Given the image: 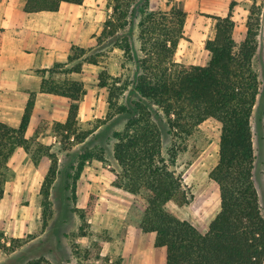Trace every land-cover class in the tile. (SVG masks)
<instances>
[{"label": "trees", "instance_id": "trees-1", "mask_svg": "<svg viewBox=\"0 0 264 264\" xmlns=\"http://www.w3.org/2000/svg\"><path fill=\"white\" fill-rule=\"evenodd\" d=\"M82 1L26 0L24 11H55L61 2ZM235 5L236 1L231 0L225 16L209 15L214 21V33L204 43L210 54L205 65L183 64L174 59L186 18L182 7L151 10L146 0H109L110 12L95 37V52L71 47L65 62L38 70V92L56 95L68 103L65 121L54 122L53 131L57 136L67 132L65 137L72 136L83 143L89 132H77L74 122L86 89L83 82L68 75L78 73L82 63L99 65L104 48L122 51V75H112L105 69L97 74V85L107 92V119L124 120L123 129L111 134L113 158L120 169L112 184L144 200L139 227L144 233H154L153 245L165 249V264L264 262V201L259 198L253 178L250 124L258 94L252 57L261 23L264 32V16L255 1L248 5L245 37L236 48L232 18ZM134 18L138 19L137 52L124 35ZM71 62L75 63L71 68H62ZM34 99L32 91L17 127L0 119V199L10 176L9 160L14 151L21 147L31 154V144L36 141L26 136ZM205 120L219 131L217 161L208 174L218 187L219 208L207 230L200 232L179 218L168 203L180 207L190 202L192 195L171 165L181 143ZM166 140L171 144L168 157L162 153ZM103 152V147L96 148V152L84 147L74 163L64 169L58 168L54 160L40 187L44 218L50 189L59 173L68 190L79 179L84 162L90 158L102 160Z\"/></svg>", "mask_w": 264, "mask_h": 264}, {"label": "rangeland", "instance_id": "rangeland-1", "mask_svg": "<svg viewBox=\"0 0 264 264\" xmlns=\"http://www.w3.org/2000/svg\"><path fill=\"white\" fill-rule=\"evenodd\" d=\"M146 1L151 10H168L172 5L185 10L184 40L177 49V58L196 55L204 61L208 52L204 43L214 33V21L209 15H217L211 13V10L215 9V12L225 16L231 0H221L218 3H212L213 0H204L203 3L201 0H187V7L186 0ZM235 1L236 5L232 10L235 22L233 36L238 48L246 33L248 5L253 1L260 5L263 18L264 0ZM108 2L109 0H86L92 9L101 5L100 10L96 9L98 17L87 21L93 27L95 25L96 29L94 28L89 41H84L82 36L80 44L71 47L96 51L95 37L110 12L106 7ZM137 22L138 19L134 18L124 34L132 42L136 52L139 45L136 40ZM101 52L104 55L99 65L82 63L78 73L68 75L83 82L86 89V94L79 101L74 122L77 132H89L83 143H78L72 136L65 137L67 132L57 136L53 131L54 122L66 119L68 103L65 99L53 94L44 95L37 107L33 108L26 136L36 141L31 144V154L21 147L14 151L9 160L10 176L0 199V249L3 253L0 264H137L138 261L143 262L144 257L146 259L150 256L152 264H161V261L165 264L164 249L153 248L149 244L152 235L143 234L138 229L145 206L144 200L112 184L115 173L120 169L113 158L111 134L114 130L123 129L124 120L121 118L113 122L107 119V92L104 87L97 85V74L105 69L112 75L120 76L124 70L120 66L122 51L119 48H104ZM65 61L66 57L55 63ZM73 64L75 63L71 62L62 68L69 69ZM252 68L258 79V94L250 124L253 135H258L260 126L264 124L262 23L256 36ZM30 92L32 91L4 92L0 89V119L17 127ZM34 92L36 96L37 91ZM168 140L164 141L162 148L165 157L170 155L171 144ZM218 141V129L207 120L201 122L197 130L181 143L171 165L192 196L188 204L178 207L169 202L168 207L200 232L207 230L219 208L218 187L208 176L217 161ZM84 147L94 152L96 148L103 147V159L86 160L79 179L68 190L65 188L63 175L59 173L51 186L49 209L44 218L40 187L45 174L54 160H57L58 168H69ZM259 168L256 171L258 178Z\"/></svg>", "mask_w": 264, "mask_h": 264}, {"label": "crops", "instance_id": "crops-1", "mask_svg": "<svg viewBox=\"0 0 264 264\" xmlns=\"http://www.w3.org/2000/svg\"><path fill=\"white\" fill-rule=\"evenodd\" d=\"M25 2L26 0H0V89L4 92L7 90L37 91L34 100L36 108L42 101L41 97L48 95V93L38 92L41 82L38 70L50 68L56 61L67 58L71 46L79 45L82 36L84 41H89L88 39L94 33L96 26L93 27L87 21H91V18L95 16L98 17L97 10L101 9V5L92 9L87 5L86 0H83L81 4L61 2L55 11L25 12ZM203 2L204 0H201V3ZM218 2L221 0L212 1V3ZM185 6H189L187 0ZM211 13H216L219 16L223 14L215 12V9L211 10ZM182 40L184 38L179 40L177 49ZM205 56L206 60L204 61L196 55L177 58L176 50L174 59L183 64L205 65L209 60L208 52ZM262 122H264V118ZM253 136V178L262 201V196H264L263 123L258 135L254 133ZM258 167H260L259 178L256 175ZM138 229L141 231L140 227ZM142 233L152 235L149 244L153 248H158L153 245L154 233ZM163 254L165 261V249ZM2 255L0 249V261ZM152 261L151 256L146 259L144 257V261H138L137 264H152ZM163 263L161 261V264Z\"/></svg>", "mask_w": 264, "mask_h": 264}]
</instances>
